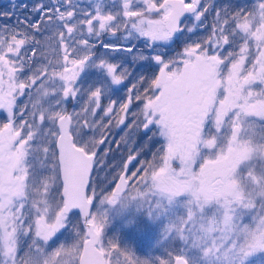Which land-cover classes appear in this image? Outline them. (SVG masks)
Wrapping results in <instances>:
<instances>
[{
	"label": "snow or ice",
	"instance_id": "snow-or-ice-1",
	"mask_svg": "<svg viewBox=\"0 0 264 264\" xmlns=\"http://www.w3.org/2000/svg\"><path fill=\"white\" fill-rule=\"evenodd\" d=\"M0 264H264V0L0 11Z\"/></svg>",
	"mask_w": 264,
	"mask_h": 264
},
{
	"label": "rangeland",
	"instance_id": "rangeland-1",
	"mask_svg": "<svg viewBox=\"0 0 264 264\" xmlns=\"http://www.w3.org/2000/svg\"><path fill=\"white\" fill-rule=\"evenodd\" d=\"M15 2H16L17 4H20V3H30L31 0H15ZM9 3H12V0H10ZM9 3H8V4H9ZM10 7H11V4H10L9 6H7L8 9H10ZM126 131H127V130H125V129H121V130H120V133H119V136H118V140H117V141H120L121 137H126ZM112 137L114 138V135H112ZM136 137H137V140H136ZM139 139H140V138H139L138 135H134V136H133V141H139ZM129 146H131V142H130ZM110 154H112L111 156H115V157H116V162H119V160H120L122 157H125V156L128 155V154L125 155V147H124L123 143H121V148H120L119 151H117V150L115 149V150H114L112 153H110Z\"/></svg>",
	"mask_w": 264,
	"mask_h": 264
},
{
	"label": "trees",
	"instance_id": "trees-1",
	"mask_svg": "<svg viewBox=\"0 0 264 264\" xmlns=\"http://www.w3.org/2000/svg\"><path fill=\"white\" fill-rule=\"evenodd\" d=\"M10 0H1V4H0V11H4V10H8L7 6H9L10 4L12 3H9ZM9 3V4H8ZM120 130L121 129H113V132H112V135H114V138L112 137V140H113V144L111 145L113 151L115 150V142L118 140V136H119V133H120ZM136 140H137V137H136ZM107 145H103L101 146V148L103 149L104 147H106ZM112 151V152H113ZM111 152V153H112ZM128 154L127 150L125 149V155ZM112 154H110V157Z\"/></svg>",
	"mask_w": 264,
	"mask_h": 264
},
{
	"label": "flooded vegetation",
	"instance_id": "flooded-vegetation-1",
	"mask_svg": "<svg viewBox=\"0 0 264 264\" xmlns=\"http://www.w3.org/2000/svg\"><path fill=\"white\" fill-rule=\"evenodd\" d=\"M0 4H1V0H0Z\"/></svg>",
	"mask_w": 264,
	"mask_h": 264
}]
</instances>
